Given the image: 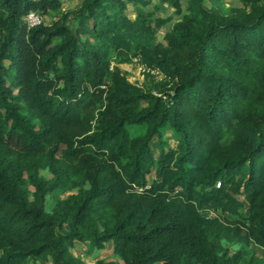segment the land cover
<instances>
[{
  "label": "trees",
  "instance_id": "obj_1",
  "mask_svg": "<svg viewBox=\"0 0 264 264\" xmlns=\"http://www.w3.org/2000/svg\"><path fill=\"white\" fill-rule=\"evenodd\" d=\"M151 1L0 0V264H264V0Z\"/></svg>",
  "mask_w": 264,
  "mask_h": 264
},
{
  "label": "rangeland",
  "instance_id": "obj_2",
  "mask_svg": "<svg viewBox=\"0 0 264 264\" xmlns=\"http://www.w3.org/2000/svg\"><path fill=\"white\" fill-rule=\"evenodd\" d=\"M80 1L81 0H64L63 5L66 8H74V7L79 5ZM222 1L226 6H229V5L235 6V5L241 4L239 0H222ZM205 2H206V5H208V6L211 5V0H205ZM149 8L154 11L153 15L151 16L153 19L157 15L161 16V17H167V16L172 17V20L167 21L164 25H162L157 30V38L162 39L163 34L172 26L173 20L179 18L180 14L175 13L173 11V8L170 7V5H168V3L161 1V0H152ZM133 10H134L133 5L129 3L127 6V11L130 12ZM53 18H54V15L51 13L43 14V16H41V19L46 23H49ZM120 66L123 68V70L126 71L127 77L130 81L137 83L139 85L143 84L144 79L146 81H148L147 77L143 73L142 66L140 64H138L137 61L133 60L131 62L120 63ZM141 130H142L141 127L136 128V132H139ZM163 137H164V139L168 140V143H170L171 145H175L174 144L175 143V136L172 134L171 131H169L168 128L165 129ZM154 153L156 155L157 151H155ZM41 172H42V174H44L46 176L51 175V173L47 169H42ZM149 177L150 178L154 177V169H152L151 172L149 173ZM237 196L239 198L243 199L242 194H237ZM52 204H53L52 198H50V197L47 198V206L51 207ZM75 247H77V249H84L82 252V257L87 262L94 261L95 259H99V258H105L106 260L111 259V260L115 261L117 264H123V262L121 261L119 256L115 255L112 252L111 246L104 247L103 249H101V248L94 249L91 252V254H86V250L83 247V244L80 242H77ZM233 248H235V247H233ZM233 248H231V249H233ZM31 262H32V259L29 258L28 263L31 264ZM42 263L43 264H51L49 261H44Z\"/></svg>",
  "mask_w": 264,
  "mask_h": 264
},
{
  "label": "built area",
  "instance_id": "obj_3",
  "mask_svg": "<svg viewBox=\"0 0 264 264\" xmlns=\"http://www.w3.org/2000/svg\"><path fill=\"white\" fill-rule=\"evenodd\" d=\"M41 14L37 11H29L28 14L24 17V20L28 27L38 24L41 19Z\"/></svg>",
  "mask_w": 264,
  "mask_h": 264
},
{
  "label": "crops",
  "instance_id": "obj_4",
  "mask_svg": "<svg viewBox=\"0 0 264 264\" xmlns=\"http://www.w3.org/2000/svg\"><path fill=\"white\" fill-rule=\"evenodd\" d=\"M81 243V242H80ZM110 246V244H108L106 247H109ZM101 249H103V248H101ZM116 255V254H115ZM102 259H104V260H106L105 258H102ZM109 260V259H108Z\"/></svg>",
  "mask_w": 264,
  "mask_h": 264
}]
</instances>
